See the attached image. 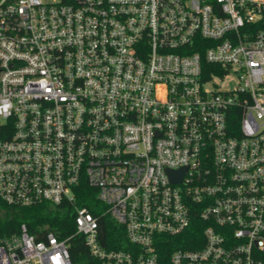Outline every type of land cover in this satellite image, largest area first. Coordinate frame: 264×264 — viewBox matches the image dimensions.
I'll return each mask as SVG.
<instances>
[{
  "label": "built area",
  "instance_id": "obj_1",
  "mask_svg": "<svg viewBox=\"0 0 264 264\" xmlns=\"http://www.w3.org/2000/svg\"><path fill=\"white\" fill-rule=\"evenodd\" d=\"M0 202L75 228L0 226V264H264V0H0Z\"/></svg>",
  "mask_w": 264,
  "mask_h": 264
},
{
  "label": "trees",
  "instance_id": "obj_2",
  "mask_svg": "<svg viewBox=\"0 0 264 264\" xmlns=\"http://www.w3.org/2000/svg\"><path fill=\"white\" fill-rule=\"evenodd\" d=\"M76 205L86 207L96 215L104 210L103 206L96 200L94 190L86 185H81L76 194ZM25 223L30 234L41 239L40 230L51 231L60 239L71 236L74 231V209L69 205L54 208L47 204L25 209L10 210L0 202V226L14 231L19 224ZM99 226L103 236H108L110 247L119 248L124 244V233L122 227L115 224L109 217H99ZM68 252L72 264H98L94 259L81 236L75 235L68 240ZM103 246L105 244L102 240Z\"/></svg>",
  "mask_w": 264,
  "mask_h": 264
},
{
  "label": "water",
  "instance_id": "obj_3",
  "mask_svg": "<svg viewBox=\"0 0 264 264\" xmlns=\"http://www.w3.org/2000/svg\"><path fill=\"white\" fill-rule=\"evenodd\" d=\"M182 175H183V170L176 172L168 171L169 179L173 183H179L181 181Z\"/></svg>",
  "mask_w": 264,
  "mask_h": 264
}]
</instances>
